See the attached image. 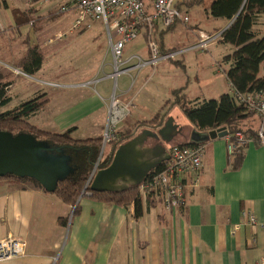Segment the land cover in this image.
<instances>
[{"label": "crops", "instance_id": "obj_1", "mask_svg": "<svg viewBox=\"0 0 264 264\" xmlns=\"http://www.w3.org/2000/svg\"><path fill=\"white\" fill-rule=\"evenodd\" d=\"M229 23L225 19L224 28ZM91 26L98 30L102 24L99 21ZM161 29L156 27L153 34L155 40L161 41L159 49L179 48L164 45L165 32L161 33ZM140 36L125 44L123 59L148 58L145 33ZM97 37L101 40V54L89 72L80 73L77 80L37 78L44 80L42 84L51 88L52 95L41 89H22V83L17 81L21 69L11 63L5 65L15 80L7 86L10 101L4 108L14 97L28 99L43 94L46 102L40 111L29 115V123L52 133L73 127L72 136L84 139L102 135L112 82L118 99L134 105L128 120L148 119L137 113L145 107L143 92L147 89L161 95L163 99L159 100L168 99L178 87H184L186 93L185 81L177 87L170 86L172 82L167 79L161 84L170 74L166 64L158 63L154 71L149 67L131 68L117 79L112 78L109 39L101 31L93 32L89 38ZM134 64L130 61L128 65ZM159 66L164 75L155 78ZM173 111H179L186 120L179 109ZM179 123L181 131L177 136L187 140L193 127L189 122ZM203 146L200 184L186 189L183 207L166 210L162 200L146 205L142 199L140 217L134 216V205L125 207L94 200L89 195L80 197L73 211L59 196L30 182L0 179V239L13 236L25 242L21 256L0 264H258L264 258V230L259 225L264 221V142L248 140L242 162L235 169H228L227 137L207 141ZM247 213L256 218L254 227L247 223Z\"/></svg>", "mask_w": 264, "mask_h": 264}, {"label": "trees", "instance_id": "obj_2", "mask_svg": "<svg viewBox=\"0 0 264 264\" xmlns=\"http://www.w3.org/2000/svg\"><path fill=\"white\" fill-rule=\"evenodd\" d=\"M197 6H204V10L215 18L231 21L221 32L218 41L234 47L232 52L223 57V62L229 63V67L223 71L232 90L243 94L264 90V73H261V70H264V35L259 37L258 33L253 30L257 16L264 13V0H209L208 4H206V0H177L176 3L178 10L184 12H189ZM172 27L162 28L161 33L167 32ZM159 40L156 39L158 45L161 42ZM169 50L163 49L162 52ZM43 58L44 55L40 52L39 47L30 45L23 57L15 62L13 67L21 69L25 74H33L39 71ZM9 83H0V131L6 130L14 135L18 133L31 134L36 141L42 142L49 152L69 157L68 164L72 166L73 171L65 180L59 181L53 192L50 193L59 196L64 203L72 206L73 211L77 208L78 199L83 195H89L94 200L107 203L125 207L134 205V216L140 217L143 214L142 198L138 186L120 193L89 192L86 181L97 160L99 167H106L118 144L130 140L142 128L152 131L161 128L172 109H179L190 125L198 131L221 128L228 132L227 138L234 144V149L229 156L228 169L239 167L244 157L246 145L237 144V133H242L247 140H260L259 125L256 126L252 119L253 116L257 117L253 113H249L241 103L239 104L230 92L221 94L219 98L199 101L189 100L184 92V87H178L171 91L168 99L152 117L141 120L126 118L119 125L117 140L109 143L106 151L100 155L101 137L75 139L72 136L73 127L62 132L52 133L29 123V115L40 111L46 102V99L42 98L43 94L23 101L16 107L5 109L4 105L10 101V96L7 94ZM257 120L259 121V118ZM153 143V141H148L147 144ZM172 144L190 145L187 140H180L179 136L172 140ZM161 165L150 171L146 178L160 170ZM8 178L14 181L30 182L43 189L34 179L19 178L13 175L0 177V179ZM161 199L158 191L145 196L146 205H154Z\"/></svg>", "mask_w": 264, "mask_h": 264}, {"label": "rangeland", "instance_id": "obj_3", "mask_svg": "<svg viewBox=\"0 0 264 264\" xmlns=\"http://www.w3.org/2000/svg\"><path fill=\"white\" fill-rule=\"evenodd\" d=\"M208 2L209 0H206V4ZM185 14L188 16L186 24L177 21L171 29L164 33L166 47L192 46L196 44L201 32L211 35L224 28L225 19L211 16L204 10V6H197L189 12L182 11V15ZM75 17L73 11L60 13L59 5L53 1L0 0V82L15 80V77L6 71L5 65L14 64L18 58L23 57L29 43H35L39 47L44 59L39 72L20 73V77H18L20 80L17 81L22 83L20 86L26 91L41 89L52 95L51 88L42 84L44 80L61 79V77H63L62 79L77 80L80 73L89 72L95 66L97 56L101 54L98 47L101 42L98 40L99 37L94 40L89 37L93 32L101 31L107 38V31L103 25L98 30L92 26L87 29H71ZM256 19L253 30L261 37L264 35V13H260ZM58 33L64 34L61 40L56 38ZM80 34L83 35L79 36ZM140 35L141 33L137 36L140 37L139 39H141ZM50 39L51 43L48 44L47 40ZM208 46L207 50L190 49L183 55H178L175 59L180 60V63H176L175 59L160 61L159 64L169 66L170 72L161 81V84L170 80L172 84L169 82L168 84L177 87L185 81L183 84L186 85L187 97L199 101L219 98L221 94L230 92L231 88H229L223 71L229 67V63H224L223 57L232 52L234 47L218 40L212 41ZM109 60L110 57H107V61ZM261 73H264V70H261ZM155 74V78L164 75L160 71V66ZM40 77L44 80L37 79ZM112 86L113 82L111 91L114 88ZM143 93L145 107L141 110L144 112L139 110L137 113L149 118L158 108L159 103L162 104L165 100H159L163 99L162 96L153 95L148 89ZM19 98L22 97L19 96ZM23 98L14 97L5 108H13L21 102L19 100L26 101L31 97ZM138 114L136 116L140 117ZM252 119L258 126L257 118L253 116ZM107 147L108 144L105 146L104 152Z\"/></svg>", "mask_w": 264, "mask_h": 264}, {"label": "built area", "instance_id": "obj_4", "mask_svg": "<svg viewBox=\"0 0 264 264\" xmlns=\"http://www.w3.org/2000/svg\"><path fill=\"white\" fill-rule=\"evenodd\" d=\"M53 1L59 5V12L73 11L75 19L71 29H87L94 22H101L106 28L107 38L109 39L110 50L113 57L112 78L117 79L118 75L126 73L128 70H139L143 67H149L154 71L160 61L175 59L176 56L184 54L190 49L207 50L212 41L219 40L221 31L216 34H206L201 32L196 44L187 48H175L162 52L154 38L156 27H171L177 21L186 24L188 16L182 15L176 7L177 0H43ZM145 33L146 47L149 51L147 59L142 60L139 57L132 56L123 59V49L125 44L135 40L141 33ZM116 38H113V35ZM64 34H56L57 39H61ZM48 42H50L48 40ZM133 59V60H132ZM130 61H135L133 66H129ZM116 85L109 99L107 107V118L104 124V130L101 135V153L105 146L117 140L119 125L131 115L134 105L131 102H123L116 96ZM236 101L245 107L249 113H253L259 118V139L264 142V90L260 92H251L249 94L237 93L230 90ZM227 137V136H226ZM228 139V138H227ZM242 133L236 134V142L240 145H246ZM229 155L234 149L228 139ZM169 158L163 162L160 170L138 185L140 196L159 192L162 198L163 206L166 210L178 209L183 207L186 202V189L194 188L200 183V169L202 167L204 146L192 144L189 146L169 145ZM99 159V158H98ZM99 168L98 160L86 181L89 185L94 177V173ZM247 223L254 227L257 224L256 218L250 213L246 214ZM261 230H264V221L259 222ZM25 242L17 237H5L0 239V261L12 259V257L21 256L24 252ZM258 264H264V258H261Z\"/></svg>", "mask_w": 264, "mask_h": 264}, {"label": "water", "instance_id": "obj_5", "mask_svg": "<svg viewBox=\"0 0 264 264\" xmlns=\"http://www.w3.org/2000/svg\"><path fill=\"white\" fill-rule=\"evenodd\" d=\"M180 116L179 111H173L161 128L154 131L142 128L130 140L118 144L109 164L94 173L88 191L120 193L140 185L150 171L168 160L169 143L181 131L179 122L188 123ZM189 134L188 144L203 145L226 137L228 132L221 128L209 131L193 128ZM148 141L154 143L148 145ZM68 161V156L49 152L31 134L0 131V177L13 175L34 179L45 191L53 192L56 184L73 171Z\"/></svg>", "mask_w": 264, "mask_h": 264}]
</instances>
